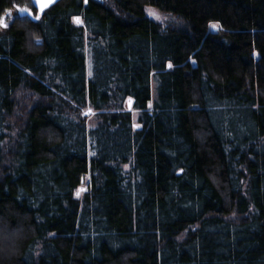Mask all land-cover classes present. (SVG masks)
<instances>
[{
  "label": "trees",
  "instance_id": "trees-1",
  "mask_svg": "<svg viewBox=\"0 0 264 264\" xmlns=\"http://www.w3.org/2000/svg\"><path fill=\"white\" fill-rule=\"evenodd\" d=\"M3 24L0 264H264V0Z\"/></svg>",
  "mask_w": 264,
  "mask_h": 264
},
{
  "label": "rangeland",
  "instance_id": "rangeland-1",
  "mask_svg": "<svg viewBox=\"0 0 264 264\" xmlns=\"http://www.w3.org/2000/svg\"><path fill=\"white\" fill-rule=\"evenodd\" d=\"M144 10L146 12V14L150 17L151 20H153L154 22L158 23L159 25H161L162 27H165L167 26L170 22H172V17L171 15L167 14V13H164L162 11H160L159 9L155 8V7H152V6H145L144 7ZM15 14L17 13L16 12V9L13 11ZM79 21V22H77ZM75 22L77 24H81V21L79 18H76L75 19ZM213 25H217V27H213ZM219 25L216 24V23H211L209 25V29L210 31H217L219 29ZM126 108L127 110L129 111H132L133 114H134V118L136 119L137 117V112L133 111L132 110V101L131 99H129L126 103ZM84 114L85 115H92L93 114V111H91L90 109H87L86 111H84ZM136 127H138V125H135ZM86 187H81L77 190L76 192V196L79 197L81 196V194H83L84 192H86Z\"/></svg>",
  "mask_w": 264,
  "mask_h": 264
},
{
  "label": "water",
  "instance_id": "water-1",
  "mask_svg": "<svg viewBox=\"0 0 264 264\" xmlns=\"http://www.w3.org/2000/svg\"><path fill=\"white\" fill-rule=\"evenodd\" d=\"M60 1L61 0H30L29 6H15L17 12L15 16H18L20 18H29L31 21L36 22L41 17H43L46 11L57 5ZM9 13L10 12H8L7 14ZM1 21L2 23L0 24L5 27V25L3 24V22L5 21V17H3Z\"/></svg>",
  "mask_w": 264,
  "mask_h": 264
},
{
  "label": "flooded vegetation",
  "instance_id": "flooded-vegetation-1",
  "mask_svg": "<svg viewBox=\"0 0 264 264\" xmlns=\"http://www.w3.org/2000/svg\"><path fill=\"white\" fill-rule=\"evenodd\" d=\"M14 15H15V13L13 11H10L9 14H7L6 16H4L5 17V20L7 19V17L14 16Z\"/></svg>",
  "mask_w": 264,
  "mask_h": 264
},
{
  "label": "snow or ice",
  "instance_id": "snow-or-ice-1",
  "mask_svg": "<svg viewBox=\"0 0 264 264\" xmlns=\"http://www.w3.org/2000/svg\"><path fill=\"white\" fill-rule=\"evenodd\" d=\"M77 22H79V21H77ZM0 23H2V21H0ZM213 27L215 28V27H217V25H213Z\"/></svg>",
  "mask_w": 264,
  "mask_h": 264
}]
</instances>
